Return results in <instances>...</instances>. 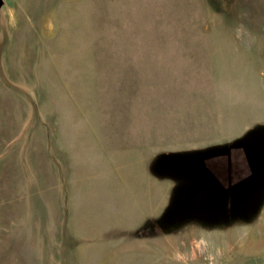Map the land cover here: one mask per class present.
I'll return each instance as SVG.
<instances>
[{
    "label": "rangeland",
    "instance_id": "1",
    "mask_svg": "<svg viewBox=\"0 0 264 264\" xmlns=\"http://www.w3.org/2000/svg\"><path fill=\"white\" fill-rule=\"evenodd\" d=\"M0 264H264V0H1Z\"/></svg>",
    "mask_w": 264,
    "mask_h": 264
},
{
    "label": "water",
    "instance_id": "2",
    "mask_svg": "<svg viewBox=\"0 0 264 264\" xmlns=\"http://www.w3.org/2000/svg\"><path fill=\"white\" fill-rule=\"evenodd\" d=\"M0 4H1V0H0Z\"/></svg>",
    "mask_w": 264,
    "mask_h": 264
}]
</instances>
